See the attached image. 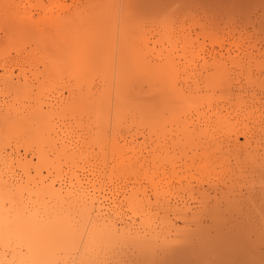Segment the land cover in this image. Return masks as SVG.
I'll return each instance as SVG.
<instances>
[{
	"label": "bare ground",
	"instance_id": "bare-ground-1",
	"mask_svg": "<svg viewBox=\"0 0 264 264\" xmlns=\"http://www.w3.org/2000/svg\"><path fill=\"white\" fill-rule=\"evenodd\" d=\"M164 2L0 0V264H264V187L233 188L244 172L264 179V51L234 40L206 52L195 19L165 30ZM165 111L185 118L190 158L233 157L192 177L213 190L195 207L115 179L148 168L121 155L117 126ZM197 206L195 222L221 206L237 215L201 233L163 213Z\"/></svg>",
	"mask_w": 264,
	"mask_h": 264
},
{
	"label": "rangeland",
	"instance_id": "rangeland-1",
	"mask_svg": "<svg viewBox=\"0 0 264 264\" xmlns=\"http://www.w3.org/2000/svg\"><path fill=\"white\" fill-rule=\"evenodd\" d=\"M160 15H163L161 19L162 22H165V30L168 27H171L169 30H175L173 27L182 21V18H188L185 19L186 25V22H189V18H191V21L195 19L196 24L190 21L194 24L190 26L191 35L193 37L197 33V40L202 43L201 49L206 52L217 50L219 48L218 45L227 47L228 43L234 40H237L238 44L242 43L243 47L244 45L254 44L255 47L258 46L256 51H264V0H165ZM147 25L145 24L146 29L148 28ZM103 70L102 64L93 71L84 70L82 73L85 79H92V81L97 82ZM144 87H142V91L147 90ZM262 97L264 101V92ZM162 118V123L154 124V120H147L145 115L135 117V115L129 114L123 120V124L117 126L116 135L117 137L119 136V145L123 149L121 155L124 158L139 157V160L148 164V168H141L136 174L128 170H122L116 174L115 179L118 183L139 184L138 197L144 191L149 199L153 201V193L163 199L171 192L172 196L177 197L176 207L181 208L183 203L194 205L195 207L194 202L199 198V192L206 190V193L209 192L212 195L213 190L208 189L209 185L206 182L201 184L203 189H197L199 186L191 179L200 173L204 176L208 170L216 169L214 164L222 163V161L227 162L229 159L232 160L233 157L226 152L224 156L229 159L221 158L220 153L213 155L212 159L208 158L210 161L208 159L198 160L190 158L193 153L190 150L191 146L183 132L177 131L180 125L184 124L183 120L185 118L177 119L176 122L175 116H170L167 111H165V115ZM243 141L241 138L240 143ZM174 144L177 145V153L172 155ZM161 147H164V150L160 151ZM153 149H157L155 153ZM226 168L224 164L216 170L219 171V169L224 170ZM243 175L233 186L235 193L240 189V193L246 195V187L250 184L254 186V190L261 186L264 187V179L260 180L254 176H249L246 172ZM234 177H237V174ZM214 178L213 184L217 185L216 188H220L224 176L218 175ZM155 181H159L160 185L154 191L151 190L150 184ZM197 210L198 206L192 213H187L184 220L181 219L177 211H162L165 215L168 214L167 217L174 221L175 226L180 228L179 230L200 231L201 233L214 232L210 219H216L221 216V218H229L230 215H237V210L233 211L234 209H226L225 206H221L219 207V215L213 216L210 212L201 211L198 214L197 222H195L193 218ZM200 222L202 223L201 227L198 226ZM257 229L261 230L263 228Z\"/></svg>",
	"mask_w": 264,
	"mask_h": 264
}]
</instances>
